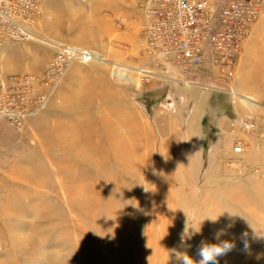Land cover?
<instances>
[{
	"label": "rangeland",
	"instance_id": "1",
	"mask_svg": "<svg viewBox=\"0 0 264 264\" xmlns=\"http://www.w3.org/2000/svg\"><path fill=\"white\" fill-rule=\"evenodd\" d=\"M141 1L43 0L35 36L0 44V81L42 74L59 44L97 53L41 114L0 126V264L198 261L221 229L219 264H264V45L230 82L151 63Z\"/></svg>",
	"mask_w": 264,
	"mask_h": 264
},
{
	"label": "built area",
	"instance_id": "2",
	"mask_svg": "<svg viewBox=\"0 0 264 264\" xmlns=\"http://www.w3.org/2000/svg\"><path fill=\"white\" fill-rule=\"evenodd\" d=\"M42 3L0 0V44L33 38ZM140 9L146 22L151 63L211 73L218 82H230L253 26L264 15V0H142ZM131 21L122 16L118 26L129 30ZM56 47L42 74H12L0 81V126L21 128L47 108L75 61L90 63L96 59L97 53L89 48L67 44ZM236 150L241 151L242 146Z\"/></svg>",
	"mask_w": 264,
	"mask_h": 264
},
{
	"label": "clouds",
	"instance_id": "3",
	"mask_svg": "<svg viewBox=\"0 0 264 264\" xmlns=\"http://www.w3.org/2000/svg\"><path fill=\"white\" fill-rule=\"evenodd\" d=\"M216 219L211 220L215 222ZM199 230L200 226L198 229L195 227L190 228L188 221L185 225L184 232L181 234V245L184 244L185 238L191 239V236L194 233L199 232ZM223 235H225V232L221 229L214 233V239L217 241L216 243H212L207 240H202L200 242L197 252L200 257L198 261L194 260L185 252L176 251L175 258L177 264H219V258L227 255L235 246L231 240H222L221 237Z\"/></svg>",
	"mask_w": 264,
	"mask_h": 264
},
{
	"label": "crops",
	"instance_id": "4",
	"mask_svg": "<svg viewBox=\"0 0 264 264\" xmlns=\"http://www.w3.org/2000/svg\"><path fill=\"white\" fill-rule=\"evenodd\" d=\"M263 16L260 18V20L252 28V33L251 34H253V37L251 38V36H252L251 35L250 36L251 40L249 38L246 41L245 45H244V49H243V53H242V56H241V59H240V65H239V70L241 69V75H245V72H247V70L249 68L250 62H252V63L254 62L253 61L254 55H257L258 56L259 54L262 53L261 50H263V47L262 46L264 45V43H263L262 40H260V39H262V35H261V32L258 31L257 27L260 25ZM119 18H121V17H119ZM253 53H254V55L252 56ZM15 56L19 60H24V56H18V55H14V54L11 55V58H14ZM241 60H242V63H241ZM18 73H20V72H18ZM232 94H235V93H232ZM122 108L125 110L126 109V106L125 105H122ZM105 111H107V110H105ZM108 119L109 120H106L105 119V122H104L105 126L111 125L112 119H110V118H108ZM113 120L114 121L116 120L118 123L124 122L125 124H127L124 120L115 119V118Z\"/></svg>",
	"mask_w": 264,
	"mask_h": 264
},
{
	"label": "bare ground",
	"instance_id": "5",
	"mask_svg": "<svg viewBox=\"0 0 264 264\" xmlns=\"http://www.w3.org/2000/svg\"><path fill=\"white\" fill-rule=\"evenodd\" d=\"M118 74H119V72H118ZM120 129H121V128H120ZM115 130H116V129H115ZM118 130H119V129H118ZM116 132H118V131L116 130ZM117 134H118V135H116V133H115V138H116V137H117V138H116L115 140H113V141H114V145H113L112 148H113V151H114V152L117 151L119 148H121V144H122V143L119 142V141H120V140H119L120 138L118 139V137H120V135H119V133H117Z\"/></svg>",
	"mask_w": 264,
	"mask_h": 264
}]
</instances>
